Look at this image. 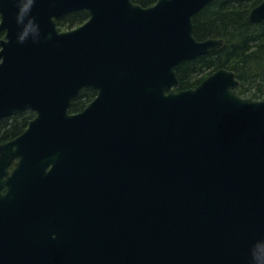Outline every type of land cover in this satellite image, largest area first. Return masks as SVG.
Here are the masks:
<instances>
[{"label":"water","instance_id":"95a60500","mask_svg":"<svg viewBox=\"0 0 264 264\" xmlns=\"http://www.w3.org/2000/svg\"><path fill=\"white\" fill-rule=\"evenodd\" d=\"M212 1L0 0V118L35 112L0 144V264H264V98L179 88Z\"/></svg>","mask_w":264,"mask_h":264},{"label":"trees","instance_id":"16d2710c","mask_svg":"<svg viewBox=\"0 0 264 264\" xmlns=\"http://www.w3.org/2000/svg\"><path fill=\"white\" fill-rule=\"evenodd\" d=\"M144 6L157 0H134ZM261 0H213L194 16V34L198 39L222 38L217 49L181 62L177 73L180 89L198 85L221 67L232 69L240 80L237 89L243 96L264 98V21L251 22L249 12ZM85 9L75 10L57 19L60 29H70L89 18ZM1 20V18H0ZM4 32L0 31V41ZM1 46V43H0ZM83 88L72 101L70 111H80L96 96ZM35 116L31 110L0 118V144L21 134Z\"/></svg>","mask_w":264,"mask_h":264}]
</instances>
